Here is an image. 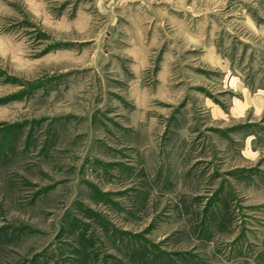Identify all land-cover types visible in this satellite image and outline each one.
Returning <instances> with one entry per match:
<instances>
[{"label": "rangeland", "instance_id": "rangeland-1", "mask_svg": "<svg viewBox=\"0 0 264 264\" xmlns=\"http://www.w3.org/2000/svg\"><path fill=\"white\" fill-rule=\"evenodd\" d=\"M0 264H264V0H0Z\"/></svg>", "mask_w": 264, "mask_h": 264}]
</instances>
